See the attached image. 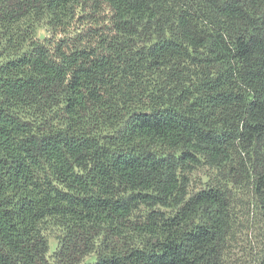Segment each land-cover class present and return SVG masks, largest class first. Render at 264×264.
<instances>
[{
    "label": "trees",
    "instance_id": "1",
    "mask_svg": "<svg viewBox=\"0 0 264 264\" xmlns=\"http://www.w3.org/2000/svg\"><path fill=\"white\" fill-rule=\"evenodd\" d=\"M238 207L264 0H0V264H222Z\"/></svg>",
    "mask_w": 264,
    "mask_h": 264
},
{
    "label": "rangeland",
    "instance_id": "2",
    "mask_svg": "<svg viewBox=\"0 0 264 264\" xmlns=\"http://www.w3.org/2000/svg\"><path fill=\"white\" fill-rule=\"evenodd\" d=\"M194 178L198 177L195 175ZM237 221L240 225L234 229L233 235L230 237V250L225 254L222 264H255L262 241L264 242L261 227L252 216L244 214L242 211L240 213L239 207Z\"/></svg>",
    "mask_w": 264,
    "mask_h": 264
}]
</instances>
